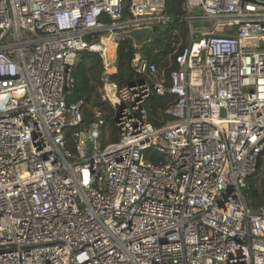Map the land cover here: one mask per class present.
<instances>
[{"label":"built area","instance_id":"1","mask_svg":"<svg viewBox=\"0 0 264 264\" xmlns=\"http://www.w3.org/2000/svg\"><path fill=\"white\" fill-rule=\"evenodd\" d=\"M182 9L175 67L136 52L142 79L118 87L115 35L170 23L164 0H0V264H264V205L244 195L264 154V3ZM82 50L115 111L104 146L103 111L79 129L87 106L66 102ZM152 95L173 97L159 127Z\"/></svg>","mask_w":264,"mask_h":264},{"label":"trees","instance_id":"2","mask_svg":"<svg viewBox=\"0 0 264 264\" xmlns=\"http://www.w3.org/2000/svg\"><path fill=\"white\" fill-rule=\"evenodd\" d=\"M167 13L171 16L170 23L155 26L148 40L135 47L132 39L122 37L117 40L116 71L109 75L111 82L118 87L130 85L142 79L132 68V59L136 52L153 61L156 66L166 74L175 67L174 57L187 45L188 29L183 20V0H164ZM127 8H125V14ZM74 87L67 96L66 102L72 103L83 100L87 107L83 110V120L79 129L86 128L93 119V111L100 109L104 113V125L101 127L100 145L118 139L117 129L114 124V109L110 102L101 98L104 78L103 59L96 51L82 50L78 52L73 65ZM173 97L152 95L147 102L149 121L156 127L164 124L169 116L163 113ZM74 129L68 128L65 136L67 145L74 149L75 142L71 136ZM108 134V135H107ZM151 159L156 162L162 159L161 155L152 154ZM257 166L253 176L247 179L244 195L248 205L256 210L264 205V171Z\"/></svg>","mask_w":264,"mask_h":264},{"label":"water","instance_id":"3","mask_svg":"<svg viewBox=\"0 0 264 264\" xmlns=\"http://www.w3.org/2000/svg\"><path fill=\"white\" fill-rule=\"evenodd\" d=\"M251 1H259L261 3H264V0H251ZM151 33L152 31L149 28L135 29L128 32H121L115 35V41H117L119 38L122 37H128L132 39V41L141 44L151 35ZM89 147L90 148L92 147V141L89 142Z\"/></svg>","mask_w":264,"mask_h":264},{"label":"rangeland","instance_id":"4","mask_svg":"<svg viewBox=\"0 0 264 264\" xmlns=\"http://www.w3.org/2000/svg\"><path fill=\"white\" fill-rule=\"evenodd\" d=\"M196 26H200V22L199 21H197L196 22ZM221 33H222V30H221ZM108 135V134H107ZM259 168H260V170L261 171H264V154H263V156L260 158V161H259Z\"/></svg>","mask_w":264,"mask_h":264},{"label":"bare ground","instance_id":"5","mask_svg":"<svg viewBox=\"0 0 264 264\" xmlns=\"http://www.w3.org/2000/svg\"><path fill=\"white\" fill-rule=\"evenodd\" d=\"M107 49L110 50V51H112V46L109 44V45L107 46Z\"/></svg>","mask_w":264,"mask_h":264},{"label":"crops","instance_id":"6","mask_svg":"<svg viewBox=\"0 0 264 264\" xmlns=\"http://www.w3.org/2000/svg\"><path fill=\"white\" fill-rule=\"evenodd\" d=\"M115 70H113V72H114Z\"/></svg>","mask_w":264,"mask_h":264}]
</instances>
